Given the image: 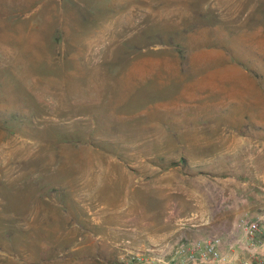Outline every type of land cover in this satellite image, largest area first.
<instances>
[{
    "label": "rangeland",
    "instance_id": "rangeland-1",
    "mask_svg": "<svg viewBox=\"0 0 264 264\" xmlns=\"http://www.w3.org/2000/svg\"><path fill=\"white\" fill-rule=\"evenodd\" d=\"M245 1L225 18L213 0H0V264L116 263L117 243L75 227L86 210L77 197L101 206L94 174L139 177L144 149L175 142L144 129L158 118L159 80L173 75L157 61L222 20L231 59L264 97V0ZM39 203L53 205L47 227Z\"/></svg>",
    "mask_w": 264,
    "mask_h": 264
},
{
    "label": "crops",
    "instance_id": "crops-1",
    "mask_svg": "<svg viewBox=\"0 0 264 264\" xmlns=\"http://www.w3.org/2000/svg\"><path fill=\"white\" fill-rule=\"evenodd\" d=\"M213 2L225 18L229 12L238 14L246 3ZM227 25L222 20L221 27L213 26L206 34L212 37L203 38L199 46L196 40L186 41L172 62L158 59L157 67H172L173 75L158 79L157 91L165 94L159 95L158 118L144 129L174 133L175 142L158 152L144 149L147 156L139 177L128 168L109 174L106 181L94 174L91 185L98 191L106 188L108 199L91 207L84 201L87 195L77 197L86 205L84 216L74 223L82 229L81 236L115 244L131 238L142 248L170 239L193 243L219 237L224 254L235 259L251 256L241 248L243 229L238 223L264 219V137L252 135L264 130V97L256 91L252 75L224 46L230 35ZM260 47L264 50V41ZM37 206L42 214L38 226L47 227L53 205Z\"/></svg>",
    "mask_w": 264,
    "mask_h": 264
},
{
    "label": "built area",
    "instance_id": "built-area-1",
    "mask_svg": "<svg viewBox=\"0 0 264 264\" xmlns=\"http://www.w3.org/2000/svg\"><path fill=\"white\" fill-rule=\"evenodd\" d=\"M241 248L250 250L251 256L235 259L219 249L222 239L188 243L170 239L163 244L146 248L134 245L131 238L117 243L118 257L115 264H264V219H242Z\"/></svg>",
    "mask_w": 264,
    "mask_h": 264
}]
</instances>
